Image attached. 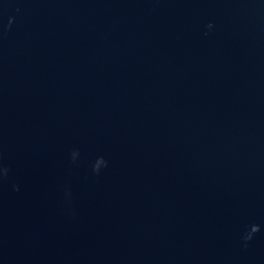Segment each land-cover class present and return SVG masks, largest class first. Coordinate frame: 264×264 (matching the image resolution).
<instances>
[{
	"label": "water",
	"instance_id": "1",
	"mask_svg": "<svg viewBox=\"0 0 264 264\" xmlns=\"http://www.w3.org/2000/svg\"><path fill=\"white\" fill-rule=\"evenodd\" d=\"M0 264H264V0H0Z\"/></svg>",
	"mask_w": 264,
	"mask_h": 264
}]
</instances>
